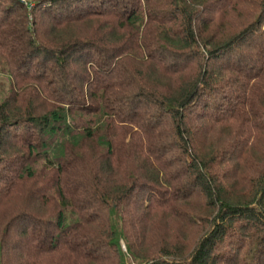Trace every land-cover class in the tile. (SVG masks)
<instances>
[{
	"label": "trees",
	"instance_id": "trees-1",
	"mask_svg": "<svg viewBox=\"0 0 264 264\" xmlns=\"http://www.w3.org/2000/svg\"><path fill=\"white\" fill-rule=\"evenodd\" d=\"M246 1L0 0V264H264V0L218 23Z\"/></svg>",
	"mask_w": 264,
	"mask_h": 264
},
{
	"label": "rangeland",
	"instance_id": "rangeland-1",
	"mask_svg": "<svg viewBox=\"0 0 264 264\" xmlns=\"http://www.w3.org/2000/svg\"><path fill=\"white\" fill-rule=\"evenodd\" d=\"M29 1L30 0H22L24 4H26ZM246 2L249 4L248 5H245L244 3L242 5L238 4L234 11L231 10L229 12L228 18L225 19L224 23L218 22L219 25L222 24L224 26V30H225L224 33L228 34L232 32L233 33L237 32L242 28L243 25H246L248 22H250L253 19L252 18L253 15L254 16L258 15L260 9L258 10L256 4L260 3V0H247ZM29 6L31 7L32 5H28V7ZM222 140H224V138L217 134L214 137L213 142H215L216 144H220ZM168 228H169L168 229L169 232H166V234L164 233L161 236H156L154 240H156L157 242V239L158 240L165 239L167 242L170 243V240L174 242L178 238H182L183 241H191L194 240L200 233L199 226L194 228L193 231L181 230L182 232H179L177 228H182V224L181 223L179 224V222L174 219L171 220L170 227ZM120 245H121V251L128 258V264H131L133 262V258L129 254L127 244L123 239H121Z\"/></svg>",
	"mask_w": 264,
	"mask_h": 264
}]
</instances>
